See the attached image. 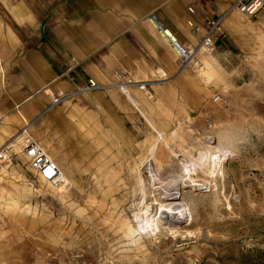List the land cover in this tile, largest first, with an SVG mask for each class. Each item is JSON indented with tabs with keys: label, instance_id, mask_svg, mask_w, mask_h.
I'll use <instances>...</instances> for the list:
<instances>
[{
	"label": "rangeland",
	"instance_id": "obj_1",
	"mask_svg": "<svg viewBox=\"0 0 264 264\" xmlns=\"http://www.w3.org/2000/svg\"><path fill=\"white\" fill-rule=\"evenodd\" d=\"M239 15L220 57L200 50L183 70L185 89L156 98L158 68L131 88L142 112L118 89L109 109L67 97L69 123L43 137L56 185L3 147L0 264H264V11ZM173 183L191 225L157 218Z\"/></svg>",
	"mask_w": 264,
	"mask_h": 264
},
{
	"label": "crops",
	"instance_id": "obj_2",
	"mask_svg": "<svg viewBox=\"0 0 264 264\" xmlns=\"http://www.w3.org/2000/svg\"><path fill=\"white\" fill-rule=\"evenodd\" d=\"M235 1L0 0V147L27 126L32 138L36 129L47 151L51 144L43 137L69 123L65 112L72 99L52 107L47 90L73 93L91 78L107 91L84 94L80 101L109 109V92H117L108 83L114 70L152 82L157 68L170 78L150 85L156 98L185 89V71L162 29L178 44L194 46L202 31L194 33L187 21L202 26L208 17L224 15L227 38L215 49L220 57L242 21L230 9Z\"/></svg>",
	"mask_w": 264,
	"mask_h": 264
},
{
	"label": "built area",
	"instance_id": "obj_3",
	"mask_svg": "<svg viewBox=\"0 0 264 264\" xmlns=\"http://www.w3.org/2000/svg\"><path fill=\"white\" fill-rule=\"evenodd\" d=\"M230 7L239 12L244 17L252 19L253 17H256L258 14H260L262 11H264V0H236ZM188 10L190 13L192 12V9ZM221 19V15L210 16L205 20V23L202 26L194 25L192 21H187L188 26L192 28L194 33L202 31V35L197 40L194 46H185L177 43L176 46L188 52L190 56L188 60H185V58L178 56L179 69H183L184 67L186 68L192 63L193 65H196L197 59L195 57L196 55H194L193 53V50L198 46L202 47L201 50H204L209 53L213 52L216 49V44L220 40L224 32ZM155 76V80L157 81H164L170 78V76H168L167 73L161 68H158V70H156ZM111 80V83L118 86L119 91L123 95L129 94L132 87L147 91V82L135 81L123 69L114 70L111 74ZM103 85L104 84H99L94 79L90 78L85 84L78 86L73 93L54 94L48 90L47 92L51 99V106H55L61 103L67 97L103 90ZM214 99L218 100V97H215ZM21 134L22 135L19 140V143L27 160L28 171L37 180H41L52 185H56L57 183H59L60 170L56 162L50 157H48L39 142L33 139L27 131L21 130ZM0 160H2L1 155ZM49 168L52 170L53 173L51 176L46 174V169Z\"/></svg>",
	"mask_w": 264,
	"mask_h": 264
},
{
	"label": "bare ground",
	"instance_id": "obj_4",
	"mask_svg": "<svg viewBox=\"0 0 264 264\" xmlns=\"http://www.w3.org/2000/svg\"><path fill=\"white\" fill-rule=\"evenodd\" d=\"M230 9L233 10V8L230 7ZM236 11V10H235ZM223 17L224 15L222 16V21H223ZM161 28V27H160ZM162 29V28H161ZM162 32L163 34L165 35V38L167 40V42L169 43V45H171L173 51L176 53L177 57L178 56H181L182 58H185V60H188L190 58L188 52H186L185 50L183 49H180L177 45V42L168 35V33L166 31H164L162 29ZM202 49V47H197L193 50V53L194 55H196L200 50ZM194 57V56H193ZM185 69V67L183 68ZM183 69H180V70H183ZM111 87L113 85V87H115L116 89H118V86H116L115 84H110ZM106 86V85H103V87ZM102 87V88H103ZM119 90V89H118ZM127 95V98L133 103V105L140 111V108L139 106H137V104L134 102V98L133 96L131 95V93L129 94H125ZM22 130H25L27 131V126H25ZM22 135L21 134V131L18 132L16 135ZM17 136L16 138V142L15 143H10V144H3V146L0 147V155L2 157V159L5 158V154L3 153V147L5 149H8V153L7 155H9L10 153L11 154H21L25 157L23 151H22V148L20 145H18V142L21 138V136ZM46 152V151H45ZM9 158V157H8ZM26 158V157H25ZM6 159V158H5ZM8 160V159H7ZM145 161V160H144ZM57 164V163H56ZM151 164V163H150ZM58 165V164H57ZM150 166V165H149ZM152 168V167H151ZM150 168V169H151ZM152 170V169H151ZM153 172V170H152ZM192 175H195V173L192 171H190L189 173H187V182L189 183L190 187H200L202 185V183H204L203 180L201 179H197L194 177H192ZM182 181V180H181ZM185 181V180H183ZM173 184H176V183H173ZM182 184V183H181ZM166 185V184H165ZM168 185V184H167ZM164 186V185H162ZM182 188H183V185H179L176 184L174 186H167L164 188L165 192H164V196H165V201L164 202H161L159 203V215H158V219H160V222L168 225V226H171V227H178L182 222H184L185 220H189L190 221V225L192 223V219L190 217H186L185 216V213L183 212V209L181 208L183 204H180L178 202H175V200H177V198L179 197V195L181 194V191H182ZM161 189V188H160ZM162 190V189H161ZM163 190V191H164ZM163 195V194H162ZM163 196V197H164ZM184 206V205H183ZM145 218H143V221H144ZM159 227V226H158ZM158 231H162V230H158ZM171 233V232H170ZM178 233L180 235V231L179 230H176L175 231V234ZM177 234V235H178ZM176 235V237L178 238V236ZM180 239V238H179Z\"/></svg>",
	"mask_w": 264,
	"mask_h": 264
},
{
	"label": "snow or ice",
	"instance_id": "obj_5",
	"mask_svg": "<svg viewBox=\"0 0 264 264\" xmlns=\"http://www.w3.org/2000/svg\"><path fill=\"white\" fill-rule=\"evenodd\" d=\"M46 174L51 176L53 174L52 173V170L50 168L49 169H46Z\"/></svg>",
	"mask_w": 264,
	"mask_h": 264
}]
</instances>
